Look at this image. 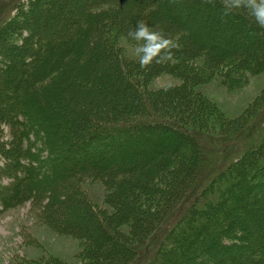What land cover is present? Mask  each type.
<instances>
[{
    "label": "trees",
    "instance_id": "trees-1",
    "mask_svg": "<svg viewBox=\"0 0 264 264\" xmlns=\"http://www.w3.org/2000/svg\"><path fill=\"white\" fill-rule=\"evenodd\" d=\"M119 35L147 43L149 59L123 55ZM198 58L210 72L264 68V10L249 0L13 1L0 23V216L30 203L54 230L84 235L85 264H130L180 209L148 264H264V138L200 182L199 128L213 106L182 68ZM176 70V90L144 88ZM85 178L106 182L111 215L82 192Z\"/></svg>",
    "mask_w": 264,
    "mask_h": 264
},
{
    "label": "rangeland",
    "instance_id": "rangeland-1",
    "mask_svg": "<svg viewBox=\"0 0 264 264\" xmlns=\"http://www.w3.org/2000/svg\"><path fill=\"white\" fill-rule=\"evenodd\" d=\"M13 1L17 0H0V23L6 18ZM249 1L264 10V0ZM118 42L121 53L128 58L139 62L149 59L150 50L144 41L119 35ZM182 66L183 69H190L199 75L201 82L193 83L191 78L185 82L194 89L196 95L208 100L213 106V114L207 119L208 125L199 128L203 134H197L208 154L199 178L200 182L205 184L231 159L237 157L253 142L264 138V68L252 71L250 66L235 68L233 65H227L210 72L202 58L185 61ZM177 72L179 70L162 72L156 77L150 76L144 88L154 93L169 88L176 90L184 83ZM196 98L195 96V103ZM165 103L162 105L167 104ZM216 114L220 117L217 118ZM240 119L247 122L243 124L241 131L232 138H227L226 134L233 129L231 123ZM158 184L163 188V182L159 181ZM80 185L88 200L104 216L113 213V208L105 201L108 186L104 180L85 178ZM144 199L146 200L142 198V201ZM191 200L186 198L183 203L187 206ZM196 200L194 198L193 201ZM146 203L149 204V200H146ZM140 204L143 208L149 207L144 206L143 202L138 204L139 207ZM179 212L180 209H177L176 214ZM175 216L168 222L169 217L161 220L152 236L139 247L136 259L130 264H148L155 256L156 248L164 239L168 227L172 225L171 222L176 219ZM131 227L121 225L120 230L130 237ZM86 246L83 234L70 235L54 230L45 222L41 211L30 203L9 209L0 216V264H85Z\"/></svg>",
    "mask_w": 264,
    "mask_h": 264
}]
</instances>
